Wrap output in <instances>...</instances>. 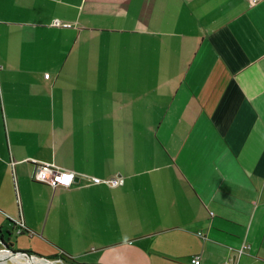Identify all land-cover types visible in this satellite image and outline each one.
<instances>
[{
	"label": "crops",
	"instance_id": "crops-1",
	"mask_svg": "<svg viewBox=\"0 0 264 264\" xmlns=\"http://www.w3.org/2000/svg\"><path fill=\"white\" fill-rule=\"evenodd\" d=\"M15 217L9 249L81 264H264V0H0L1 239Z\"/></svg>",
	"mask_w": 264,
	"mask_h": 264
},
{
	"label": "built area",
	"instance_id": "built-area-1",
	"mask_svg": "<svg viewBox=\"0 0 264 264\" xmlns=\"http://www.w3.org/2000/svg\"><path fill=\"white\" fill-rule=\"evenodd\" d=\"M260 0H249L250 4H255ZM54 25L61 26L62 24L56 22ZM45 78H48V74H45ZM14 163L11 162V165ZM32 173L31 180L45 184L51 188H70L76 184V179H78L77 173L61 168L48 162H31ZM87 180L86 185H106L109 187H117L124 184V178L121 176L111 177V178H100L95 176H84ZM14 180V176H13ZM12 221L16 224L17 234L22 233L25 229L23 222L20 217L12 218ZM199 235H201L199 233ZM192 264H199V259L194 257L191 260Z\"/></svg>",
	"mask_w": 264,
	"mask_h": 264
},
{
	"label": "rangeland",
	"instance_id": "rangeland-1",
	"mask_svg": "<svg viewBox=\"0 0 264 264\" xmlns=\"http://www.w3.org/2000/svg\"><path fill=\"white\" fill-rule=\"evenodd\" d=\"M4 232V233H3ZM2 234L5 236L4 242L7 246L13 245L12 240L16 237L15 232L16 231V224L14 223V225H12V228L9 226L8 229L5 231H3ZM7 235L11 236V241L10 239L6 238ZM2 236V235H1ZM22 242H20L21 244H25L28 245L29 241L28 239H26V237L22 238ZM19 246H16V249ZM2 248V245L0 243V250ZM20 249H22V247H20ZM19 250V249H18ZM9 254V253H8ZM5 254L2 253L0 254V257H3ZM12 255V254H11ZM7 261V258H4ZM15 259L14 261L17 263H21V264H81L78 261L72 260L70 258H67L66 256H63L61 253L59 252H49L45 255H37L35 253H30L29 251H27L26 253H16L14 255H12V260Z\"/></svg>",
	"mask_w": 264,
	"mask_h": 264
},
{
	"label": "water",
	"instance_id": "water-1",
	"mask_svg": "<svg viewBox=\"0 0 264 264\" xmlns=\"http://www.w3.org/2000/svg\"><path fill=\"white\" fill-rule=\"evenodd\" d=\"M5 246H6V244H4ZM7 247V246H6ZM8 248V250L11 252V254L12 255H14V254H16V253H26V251H18V250H11V249H9L10 247L8 246L7 247ZM10 254V255H11ZM12 255H11V257H12ZM10 257V256H9Z\"/></svg>",
	"mask_w": 264,
	"mask_h": 264
},
{
	"label": "trees",
	"instance_id": "trees-1",
	"mask_svg": "<svg viewBox=\"0 0 264 264\" xmlns=\"http://www.w3.org/2000/svg\"><path fill=\"white\" fill-rule=\"evenodd\" d=\"M1 239V238H0ZM1 242L3 243V244H5V242H4V240L3 239H1ZM7 246V245H6ZM8 247V246H7ZM27 252V251H26ZM61 254L63 255V256H66V254H64L63 252H61Z\"/></svg>",
	"mask_w": 264,
	"mask_h": 264
},
{
	"label": "bare ground",
	"instance_id": "bare-ground-1",
	"mask_svg": "<svg viewBox=\"0 0 264 264\" xmlns=\"http://www.w3.org/2000/svg\"><path fill=\"white\" fill-rule=\"evenodd\" d=\"M32 264H34V263H32Z\"/></svg>",
	"mask_w": 264,
	"mask_h": 264
}]
</instances>
